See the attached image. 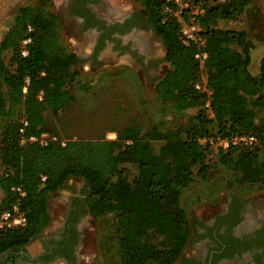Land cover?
Masks as SVG:
<instances>
[{"label": "trees", "instance_id": "obj_1", "mask_svg": "<svg viewBox=\"0 0 264 264\" xmlns=\"http://www.w3.org/2000/svg\"><path fill=\"white\" fill-rule=\"evenodd\" d=\"M136 1L137 12L162 37L169 63L153 85L159 111L180 118L195 107L194 116L178 126L159 119L149 125L134 122L112 129L113 139H60L49 128L48 114L57 116L74 101L73 89L87 86L76 54L58 36L56 13L19 7L0 39V211L17 203L26 222L0 229V253L39 236L50 220L51 194L75 176L88 182L87 211L113 217L115 264H174L191 233L182 191L194 176L205 179L211 167V144L200 143L202 137L253 134L251 144L215 147L216 162L237 175L239 183L264 187V70L259 75L250 71L253 43L244 30L217 27L218 20L238 16L250 0H189L202 9L195 14L202 45L181 42L179 24L164 10L163 0ZM27 36L30 41L23 44ZM196 52L206 57L200 61ZM201 67L204 88L196 87ZM260 107L263 116L258 118L255 109ZM42 132L54 138L41 143ZM153 141L161 142L157 149ZM16 186L23 196L11 189Z\"/></svg>", "mask_w": 264, "mask_h": 264}, {"label": "rangeland", "instance_id": "obj_2", "mask_svg": "<svg viewBox=\"0 0 264 264\" xmlns=\"http://www.w3.org/2000/svg\"><path fill=\"white\" fill-rule=\"evenodd\" d=\"M62 1L0 0V39L12 24L19 7L32 6L34 9L44 12L55 11L60 7ZM107 1V4L103 2L99 4L101 13L109 12L113 18L127 11L137 12L140 8L136 0ZM221 1L209 0L210 3ZM191 8L194 10L195 7ZM142 27L139 29L144 32L135 33L130 37L129 42L136 43V47L141 50L144 49L142 46L143 43L146 44L147 40L150 45L146 44V47L148 46L152 56L159 57V61L162 60L164 47L160 36L155 33L148 22ZM217 27L240 29L246 32L253 43L250 71L254 75H259L262 68L264 70V0H250L238 16L233 19L218 20ZM57 32L62 43L70 50L74 49L83 54L88 51L90 37L80 38L81 40L74 38L72 33L66 31L61 24H58ZM115 50H107L106 55L100 56V62L95 65L90 66L88 61L81 60L77 66L87 87L73 89L74 101L62 109L57 116L48 114L49 128L55 131L56 136L60 139H92L100 136L113 139L115 131L112 129H119L134 122L149 125L159 119L168 126H178L194 116L195 107L187 109L180 118L171 114L167 109L162 108L163 112H160L161 104L154 95V82L151 77L144 74L142 75L145 77H141L137 74L131 64L133 62L132 55L127 50L123 52V55L117 54ZM10 56V50L4 52L5 62H9ZM158 65V68L151 70L150 73H157L160 76L169 68L167 62H160ZM204 74L205 69L201 67L199 84L202 88L205 86ZM0 88L3 90L1 86ZM255 114L258 118L262 117V108H256ZM152 143L155 149L161 144L160 141ZM215 147L218 146L211 144V148L207 152V159L211 164L207 177L200 179L199 176H194L181 194V203L186 207L191 222V232L194 229L200 231L197 225L210 224L215 215L226 208L230 192L240 198L248 208L258 210L259 206H264V187L261 184L239 183L237 175L232 174L228 168L216 162ZM129 169L131 174L136 171L133 166H130ZM1 172L2 166L0 165V174ZM88 193V182L82 177L71 176L51 194L48 201L50 220L39 236L26 244L29 245L30 254L42 249L43 239L54 238L59 234L68 209L67 198L76 195L84 197ZM195 225L196 228H194ZM196 239L194 235L192 239L188 240L183 251L184 254H198L204 249V242L201 239ZM76 249V264H115L119 257L113 217L110 214L94 217L88 212L80 222V238ZM36 264L42 263L37 262ZM47 264H64V262L54 260ZM174 264H182L181 259L179 258Z\"/></svg>", "mask_w": 264, "mask_h": 264}, {"label": "flooded vegetation", "instance_id": "obj_3", "mask_svg": "<svg viewBox=\"0 0 264 264\" xmlns=\"http://www.w3.org/2000/svg\"><path fill=\"white\" fill-rule=\"evenodd\" d=\"M102 2L108 3L107 0H63L54 11L61 26L74 38L90 37L87 52L83 54L72 50L78 58L77 66L81 60L88 61L90 66L99 63L100 56L106 55L107 50L116 49L115 52L122 55L127 50L132 55L131 64L137 74L141 77L148 75L155 83L161 75L152 74L151 70L157 69L160 62H167L162 37L158 35L164 47V56L159 61V57L152 56L147 48L150 45L147 40L148 46L142 41L144 49L141 50L136 43L129 42L132 35L144 32L139 28L147 22L145 17L138 12L127 11L113 18L109 12L101 13L99 4ZM85 197L76 195L67 198L68 209L59 234L43 239L40 251L28 254L25 246L18 250L7 249L0 253V264H47L54 260L76 264L80 222L88 213ZM197 227L200 231L192 230L189 240L195 235L204 242V249L198 254L182 253V264H264V206H259L258 210L248 208L230 192L226 208L216 214L210 224H199Z\"/></svg>", "mask_w": 264, "mask_h": 264}, {"label": "built area", "instance_id": "obj_4", "mask_svg": "<svg viewBox=\"0 0 264 264\" xmlns=\"http://www.w3.org/2000/svg\"><path fill=\"white\" fill-rule=\"evenodd\" d=\"M164 1V10L170 11L171 14L176 18L179 24V32L181 42L188 44L190 41H198L199 44H203V40L199 36L200 27L195 22V14L202 12V9L197 5L190 4L189 0H163ZM174 6V8H172ZM191 7H195L194 10ZM31 28L28 27L29 31ZM30 41L29 36L23 39L22 43L25 44ZM22 54H26V49H22ZM194 57L202 61L206 57L205 52H196ZM196 87H200V84L197 83ZM206 92H210V88H205ZM208 105L206 101L205 106ZM22 124H26V120H22ZM22 130V129H20ZM54 138L49 132H42L38 137V140L41 143H45L47 139ZM35 139V137H31ZM256 140V137L253 134L240 133L234 134L229 137H220V136H208L202 137L199 139L200 143L208 141L210 144H215L221 148H226L229 144H251ZM12 190L18 193V196H23L24 191L16 186L12 187ZM26 222V217L23 211L19 208L17 203H12L7 208L0 211V229L12 228L23 226Z\"/></svg>", "mask_w": 264, "mask_h": 264}, {"label": "crops", "instance_id": "obj_5", "mask_svg": "<svg viewBox=\"0 0 264 264\" xmlns=\"http://www.w3.org/2000/svg\"><path fill=\"white\" fill-rule=\"evenodd\" d=\"M25 248H26V251H27L28 254H29V245H26Z\"/></svg>", "mask_w": 264, "mask_h": 264}]
</instances>
